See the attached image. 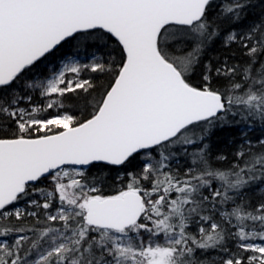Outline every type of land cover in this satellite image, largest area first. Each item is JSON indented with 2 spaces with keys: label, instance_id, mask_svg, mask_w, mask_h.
I'll return each instance as SVG.
<instances>
[{
  "label": "snow or ice",
  "instance_id": "1",
  "mask_svg": "<svg viewBox=\"0 0 264 264\" xmlns=\"http://www.w3.org/2000/svg\"><path fill=\"white\" fill-rule=\"evenodd\" d=\"M250 6L0 0V264H264V197L247 195L264 138L227 169L206 142L218 124L264 127V14L222 29ZM217 39L243 63L202 65ZM70 41L104 51L29 75Z\"/></svg>",
  "mask_w": 264,
  "mask_h": 264
},
{
  "label": "trees",
  "instance_id": "2",
  "mask_svg": "<svg viewBox=\"0 0 264 264\" xmlns=\"http://www.w3.org/2000/svg\"><path fill=\"white\" fill-rule=\"evenodd\" d=\"M217 3L222 2V0H216ZM264 14V0H251V6L247 9V15L242 24L239 25H230L223 24L222 29L227 31L231 27H236L237 30H241L246 28L253 21L260 18V16ZM79 44V46H78ZM104 50L98 48H92L90 46H85L78 41H70L64 43L63 47H59L54 55L50 56L47 61L40 64L34 73H30L29 75L33 77V79H40L43 75L49 73L54 68L58 67V62L63 56H78L87 58L90 57L93 52L97 54H102ZM225 57L229 58V62H240L243 63V59L239 54V51L236 45H233L231 49H226L223 45L222 39H217L214 43H212L208 49L206 50L203 59V63L211 61L213 66L215 67L218 61H222ZM201 65V67H202ZM200 71L198 68L196 72L191 77V82L193 84L198 85L200 83ZM96 76V74H85ZM97 84L105 83L106 81L97 79L95 81ZM226 82L220 81L218 82V86L223 87V84ZM82 108L80 107H69V111L79 112ZM258 138H264V127H262L258 122L252 124L251 128L243 122L241 123H232L228 125H217L215 128L210 130V133L207 137V143L210 146L213 157L217 154H222L226 157L223 161H214L218 167L223 169H227L231 166V164L235 161V152L237 149L243 144L245 140H251L254 144L257 143ZM134 162L132 165H128L126 168L121 169H111L106 174L109 176V180L106 182L104 187L105 194H109L112 191V178L117 176L120 172H127L134 170L136 163ZM101 171V167H93L91 168L89 175L97 174ZM248 197L255 202L261 197H264V183L257 182L252 185V187L247 191Z\"/></svg>",
  "mask_w": 264,
  "mask_h": 264
},
{
  "label": "rangeland",
  "instance_id": "3",
  "mask_svg": "<svg viewBox=\"0 0 264 264\" xmlns=\"http://www.w3.org/2000/svg\"><path fill=\"white\" fill-rule=\"evenodd\" d=\"M69 56H63L60 61L58 62V66L61 64V61L64 60L65 58H67ZM72 59L73 60H78V61H81V62H88L89 60V57L87 58H83V57H78V56H74V55H71Z\"/></svg>",
  "mask_w": 264,
  "mask_h": 264
}]
</instances>
